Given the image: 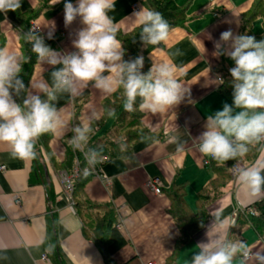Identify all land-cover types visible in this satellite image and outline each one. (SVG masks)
I'll return each mask as SVG.
<instances>
[{"label":"crops","instance_id":"crops-1","mask_svg":"<svg viewBox=\"0 0 264 264\" xmlns=\"http://www.w3.org/2000/svg\"><path fill=\"white\" fill-rule=\"evenodd\" d=\"M54 2L22 0L17 11L0 13V46L20 51L25 57H36L31 44L18 35L20 31L27 33L34 23L40 27L38 34L53 50L75 51L72 41L83 25L78 17L65 26L64 3L75 5L77 0ZM175 2L189 3L187 22L172 28L168 41L141 56L148 63V70L153 59L171 63L189 94L176 108L164 113L137 110L152 137L132 141L121 156L106 159L100 167L108 181L92 175L75 193L71 204L58 178L61 171L67 170L66 161L71 155L75 163L78 159L76 150L68 143L70 132L50 133L47 142L41 136L36 146L37 157L31 160L13 157L9 147L0 143V264H186L196 246L208 241L206 233L215 213H220L228 225H235L229 230V239L243 240L249 246L251 256L244 264H260L257 256H264V234L249 226L238 229L236 222L238 213L264 199V192L250 194L232 175L208 204L209 219L205 226L187 242H182L183 233L169 196L175 188L184 187L187 205L196 212L199 194L216 177L204 166V155L198 150V137L205 131L207 116L222 110L225 103L231 105L219 90L221 84L216 83L218 77H223V60L228 56L214 53L222 32L241 34L243 14L253 0ZM143 6L147 8L143 0H116L115 9L109 14L119 26L118 36L123 38L138 28L133 13ZM50 30L52 39L47 35ZM222 48L225 52L230 50L228 44H222ZM177 50L179 55H175ZM35 59L27 88L33 93L38 89L31 88V81L50 84L52 71L51 66L38 65ZM114 94L105 95L89 84L75 98L62 96L57 107H64L66 119L74 125L87 120L93 111H104L106 100ZM123 110L121 106L115 116L106 118L103 129L93 134L96 139L104 136ZM173 136L176 142H169ZM178 144L183 150H177ZM258 161H264L261 146L255 161L238 164L247 167ZM156 178L161 182L160 194L147 186ZM16 194L20 197L19 204L14 199ZM75 204L113 206L117 219L104 247L87 234L85 212H78ZM213 231L214 228L210 229V234ZM43 254L47 259L42 258ZM234 264H241V258Z\"/></svg>","mask_w":264,"mask_h":264},{"label":"clouds","instance_id":"clouds-1","mask_svg":"<svg viewBox=\"0 0 264 264\" xmlns=\"http://www.w3.org/2000/svg\"><path fill=\"white\" fill-rule=\"evenodd\" d=\"M21 3L22 0H0V13L17 11ZM56 3L60 0H55ZM115 3L116 0L64 3L65 26L78 17L83 25L72 41L75 51L53 50L38 34V26L33 25L27 33H18L25 43L31 44L36 64L52 67L51 83L33 84L31 81V88L38 92L27 91L22 104L13 97L26 91L20 74L29 57L20 51L0 47V143L9 147L13 157L35 159L41 136L70 132L68 143L73 150L83 153L86 166L82 171L86 177L105 160L102 148L88 147L96 131L93 124L102 116H115V109L93 111L87 120L72 125L65 117L64 107H57L62 96L75 98L81 94V89L92 84L105 95L119 92L127 112L139 110L157 114L176 108L189 94L171 63L153 59L149 71L143 73L142 56L124 60L123 43L117 38L119 26L109 14L114 11ZM133 17L144 45L157 46L168 41L171 27L161 12L143 6ZM47 35L52 39L51 30ZM222 44H228L230 50L225 52ZM216 48L215 55L226 54L234 61L235 66L229 69L233 103H225L222 110L207 116L205 131L198 137V150L223 166L227 161L246 157L258 145L264 150V39L257 41L247 33L234 35L228 30L221 33ZM179 54L177 50L175 55ZM216 83L223 84V78L218 77ZM176 140L173 136L169 142ZM120 149L126 150V145L121 143ZM177 150H183V146L178 144ZM232 171L237 184L250 194L264 192V161L247 167L234 165ZM212 217L213 223L206 233L208 241L196 246L197 250L186 264H234L238 257L244 264L250 249L243 240L229 239V230L235 225H228L220 213ZM212 228L215 231L210 234ZM257 259L264 264V256L258 255Z\"/></svg>","mask_w":264,"mask_h":264},{"label":"trees","instance_id":"trees-1","mask_svg":"<svg viewBox=\"0 0 264 264\" xmlns=\"http://www.w3.org/2000/svg\"><path fill=\"white\" fill-rule=\"evenodd\" d=\"M143 2L147 8L161 12L168 20L171 29L187 22V9L189 7V3L178 5L175 0H143ZM258 17L262 19L264 26V0H253L249 9L244 12L241 34L247 33L248 35L254 36L257 41L264 39V34H256L253 31V22ZM139 31L140 29L136 28L132 33L124 35L123 38L118 36L121 40H123L122 43L125 50L124 60L126 61L141 56L143 52H147L153 47L151 45L146 46L143 44L140 39ZM26 57H29V60L23 64V70L20 74V78L22 79L27 91L36 57L35 55H27ZM223 63L225 65L222 77L224 83L220 85L219 90L229 99L232 105L233 88L231 84L232 77L229 69L235 65L234 61L229 57L224 59ZM148 71V63H144L142 72L147 73ZM26 91H22L19 96L14 95L13 98L16 99L18 103L22 104L23 100L26 98ZM138 103L139 101H137V105ZM121 106L122 99L120 93L116 92L112 97L106 100L104 110L113 108L117 111ZM106 118L108 117L105 115L101 121L93 124L96 131L103 129ZM151 137L152 135L143 125L141 115L137 111L127 112L123 110L117 117L113 126L105 132L104 136L98 137L96 141H90L88 147L102 148L103 155L109 160L122 155L123 151L120 149L121 143L125 144L127 149L132 141ZM42 138L45 142H47L50 139V133L43 135ZM259 148V145L256 146L246 157L238 161L230 160L226 162V165L222 166L213 160L210 165L207 166L215 173L216 177L212 181L213 183L209 184L208 187L199 194L196 212L191 211L187 205L185 200L186 191L184 187L175 188L173 192L169 193L176 220L183 233L182 242H187L192 239L196 232L205 226L209 219L208 204L214 197H216L217 191L215 192V190L219 189L222 185H225L226 182L232 178V167L238 162L255 161L259 154ZM73 157L74 156L71 155L70 159L66 161L67 171H72L74 168L75 158ZM76 158L81 160L82 167L84 168L86 166V162L83 154L78 152ZM91 177V174L85 177L82 173L80 177L76 179L74 183L73 197L78 189H80ZM212 191L213 194L211 193ZM75 205L78 212H85V225L87 226L85 230L87 234L101 248L104 247L109 241L110 229L115 225L117 219V214L113 206L88 205L87 207H80L79 204ZM249 208L254 209V215L248 212ZM236 225L239 226L238 229L249 226L258 234H264V199L238 213ZM233 232H236V230Z\"/></svg>","mask_w":264,"mask_h":264},{"label":"built area","instance_id":"built-area-1","mask_svg":"<svg viewBox=\"0 0 264 264\" xmlns=\"http://www.w3.org/2000/svg\"><path fill=\"white\" fill-rule=\"evenodd\" d=\"M210 1L214 3L216 0H210ZM33 25L36 26L34 23H32V24L30 25V27L28 28V31H29L30 29H32ZM28 31H27V32H28ZM220 78H221V77H220ZM82 154H83V153H82ZM83 156H84V155H83ZM105 160H106V158H105ZM105 160H104V161H105ZM104 161H103V162H104ZM212 161H213V159H212L211 157H206V156H204V162H203V164H204L205 167H207V166L210 165V163H211ZM103 162H102V163H103ZM102 163H100V164H98V165L95 166V169L91 172V175L96 176V177H98V178H101V179L104 180V181H108L107 176L103 173V171H102V169H101V167H100ZM235 165H236L237 167H241V165H239L238 163H236ZM84 168H85V167H84ZM84 168L82 167L81 160H80V159H77V160H76V163H75V165H74V168H73L72 171L64 170V171H61V172L59 173V176H58L59 181H60V183H61V185H62V187H63V189H64V193H65V195L68 197L69 202H70L71 204L73 203L74 183H75L76 179H77L78 177H80V175L83 173L82 170H83ZM231 172H232V175H234L232 169H231ZM147 186H148L149 188H151L156 194H160V193L162 192V189H161V182H160V180L157 179V178H156V179H152V180H150V181L147 183ZM14 199H15V202H16L17 204L20 203V197H19V195L16 194V195L14 196ZM248 212H249L250 214H252V215H254V213H255V211H254L253 208H249V209H248ZM117 226H118V227L121 226V221H119V222L117 223ZM250 256H251V254L249 255V257H250ZM42 258H43V259H47V255H46V254H43ZM143 264H157V263H155V262H148V263H143Z\"/></svg>","mask_w":264,"mask_h":264},{"label":"rangeland","instance_id":"rangeland-1","mask_svg":"<svg viewBox=\"0 0 264 264\" xmlns=\"http://www.w3.org/2000/svg\"><path fill=\"white\" fill-rule=\"evenodd\" d=\"M253 31L256 33V34H264V26H263V21L261 18H256L253 22ZM110 122V121H109ZM109 122L107 123L106 126H109ZM96 135H92L91 138H90V141H96ZM98 137H102V134L99 135ZM89 141V142H90ZM76 152L78 153H81L80 151L76 150ZM82 154V153H81ZM219 185V184H218ZM218 189L215 190V192L217 191ZM232 240H234V237L232 238Z\"/></svg>","mask_w":264,"mask_h":264}]
</instances>
